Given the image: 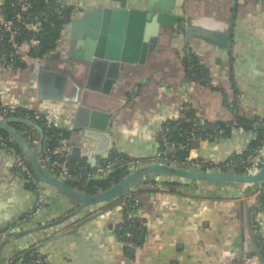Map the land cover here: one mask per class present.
<instances>
[{"label":"crops","instance_id":"obj_1","mask_svg":"<svg viewBox=\"0 0 264 264\" xmlns=\"http://www.w3.org/2000/svg\"><path fill=\"white\" fill-rule=\"evenodd\" d=\"M65 1L78 7L73 9L78 15L111 0ZM127 1L129 7L145 9L148 0ZM6 3L0 0V22L6 20ZM178 13L228 21L232 24L230 48L175 38L171 47L148 52L143 63L123 64L110 90V96L124 100L109 124L111 154L141 163L150 160L160 147L163 125L182 119L183 106L188 105L196 127L186 142L188 158L225 163L247 150L264 120V0H185L184 10ZM62 35L53 49L61 41L68 43ZM26 54L23 66L0 63V104L37 113L63 133L53 150L58 158L73 145L89 142L92 146L81 129L72 130L70 104L37 98L40 61ZM189 59L205 69L202 80L187 75L184 62ZM84 70L81 65L77 75L81 77ZM218 123L229 126L226 135L202 134L201 129ZM27 136L35 144L37 132ZM93 155L92 149L83 150L82 160L70 171L80 165L94 169L102 160L96 157L92 166L88 158ZM148 175L134 186L140 190L132 211L126 212L118 198L35 231L67 215L79 202L49 186L44 190L45 203L36 207L39 197L31 183L14 167L11 154L0 147V237L28 231L3 246L0 264H8V259L29 248L38 250L48 264H235L244 249L252 250L245 231V201L264 256V199L244 194L243 187L234 183ZM125 217L136 218L140 225L137 244L128 245L118 234Z\"/></svg>","mask_w":264,"mask_h":264},{"label":"water","instance_id":"obj_2","mask_svg":"<svg viewBox=\"0 0 264 264\" xmlns=\"http://www.w3.org/2000/svg\"><path fill=\"white\" fill-rule=\"evenodd\" d=\"M67 6L72 5L67 3ZM184 7L185 0H148L145 9L129 7L127 0H111L105 6L85 9L78 15L74 12L60 35L62 38L64 33L68 37V43L65 45L66 42L61 41L56 46L59 48L38 57L37 98L70 104L74 109L72 130L81 129L87 142L90 140L93 143L92 146L88 142L63 150L65 153L61 155V159L67 170H72L82 160L83 150H93L94 155L88 158L92 166L97 161L96 157L103 163L110 157L112 139L109 124L111 118L119 113V107L124 101L110 96V90L118 79L119 68L123 64L143 63L148 52L159 47H171L175 38L198 39L221 49L230 48L232 24L210 15L183 16L178 12H182ZM169 26L175 27L171 30ZM35 51L40 54L41 47L35 46ZM81 65L85 70L80 77L77 74ZM15 123L32 127L37 132L35 144L32 145L31 138L24 136L13 126ZM0 130L6 132L9 139L19 146L33 171L39 192L31 185L37 197L41 195V201L36 199V207L45 203L44 199L47 197L44 190L49 186L59 190L60 195L79 202L67 215L39 226L35 231L61 224L86 207L120 198L127 190H134L131 185L135 180L150 173H161L182 181L234 183L243 187L244 194H255L264 185V162L258 164L260 153L254 159L253 169L243 173L215 168H185L170 162L147 160L132 165L129 173L108 188L86 194L67 186L64 177L46 167L45 160L42 159L43 143L49 138L46 137L44 127L35 119L22 116L0 117ZM111 170L94 177H105ZM244 208L245 231L252 246L251 252L256 256L258 264H264V256L251 225L250 206L246 201ZM27 232L3 234L4 238L0 237V254L4 245Z\"/></svg>","mask_w":264,"mask_h":264},{"label":"trees","instance_id":"obj_3","mask_svg":"<svg viewBox=\"0 0 264 264\" xmlns=\"http://www.w3.org/2000/svg\"><path fill=\"white\" fill-rule=\"evenodd\" d=\"M29 1L30 4L27 12L24 13L21 21H17L15 18V14L17 13L18 8L13 4L14 0H7L6 20H12L13 23L17 25L19 33L12 36L10 31L0 32V55L2 53L6 54L5 65H7L8 62H10V58L8 54L11 52L12 54H14L16 45L22 44L23 42L27 41L30 37L35 35V33L31 30V28H29L32 22H34L33 17H37L38 19L42 20V29L41 31H39L38 34L35 35L40 40L39 46L41 47V53L37 54L35 51V47H32L30 49V54L33 57H39L55 47V44L61 35V31L64 25L70 20V17L74 12L73 6H65L61 8L60 2H58V0H50L48 3H45L44 0H29ZM11 38H13V40ZM12 59H13L12 67L23 66V62L19 61V59H17L14 55L11 56V60ZM184 67L189 77H196L195 79L202 80L201 77L206 75L205 69L201 65H199L195 60L189 59L188 61H185ZM194 73H196L197 75H194ZM184 113L187 117L191 116V111L189 109L184 111ZM28 114L29 117H32L31 112H28ZM21 115L24 116L25 113H23L22 111ZM37 122L43 126L45 120L39 119L37 120ZM13 126L26 137L27 135L33 134L35 132V130L32 127L26 126L21 123H15L13 124ZM215 126L217 128H223L225 130L223 135H226V133H228V129H229L228 125L223 123H218ZM164 127L169 128L168 136L171 138L172 141L176 142V150H175L176 156L181 160L187 159L188 154L186 149L187 148L186 142H188L189 133L195 131L196 129L192 118L190 121H185L184 118L179 119L177 121H168L163 125V128ZM44 129H45L46 137H49L51 133L59 132V130H54L53 128L51 129L44 127ZM201 132L203 135H206L207 133L210 132V129L209 128L201 129ZM256 132H257L256 138L252 142V144L247 148V150L241 154L233 155L231 158H229V160L246 158L249 154H251V152L254 149L256 150V153L258 155L262 153L261 150L264 151V140L262 138L264 127L263 126L257 127ZM0 136L2 138L9 139L8 135L3 130H0ZM46 141L49 143L51 156L57 157L53 152L54 147L57 143L56 138L50 140L47 139ZM11 142L13 143L15 148L22 153L19 146L15 142L13 141ZM159 148L160 149L163 148L161 141ZM165 154L169 156L172 153L170 151H166ZM115 155L121 157V164L117 167H114L113 170L110 169L111 171L108 172L105 177H99V176L94 177L95 175L91 177H87L84 174V176H81L76 179H66L65 181L66 185L71 188L78 189L79 191L84 192L86 194H94L97 191L104 190L108 188L110 185L118 182L127 173L130 172L131 169L129 163L134 162L135 160L128 158L123 154H118V153H113L111 154L110 157H113ZM259 157H260V162L258 164L260 165L261 162H264V155L260 154ZM199 161L202 162V160L200 159ZM245 164L247 166L251 165L249 161L246 162ZM223 165L224 163L211 164L207 162H202V169L215 168L220 170H229L225 168ZM233 171L243 173L246 172L247 169L238 166V167H234ZM139 190L140 189L129 190L126 191L121 196L120 199L123 200L124 202L126 212L132 211L133 208L136 206V202L134 201V199L137 196ZM260 190L261 192L258 194V200L263 202L264 192L262 191V188ZM126 231H130L132 233L133 235L132 238H127L124 235ZM140 232H141V228L136 218L125 217L124 220L121 222L120 226L118 227V234L120 238L124 242H127L128 245L130 244V242L137 244L140 241L139 240ZM256 239L258 240V234L256 236ZM36 255L45 258L41 253H39L38 250H35L34 248H29L12 256L9 259L8 264H29L30 260L34 258ZM46 264L48 263L46 262Z\"/></svg>","mask_w":264,"mask_h":264},{"label":"built area","instance_id":"obj_4","mask_svg":"<svg viewBox=\"0 0 264 264\" xmlns=\"http://www.w3.org/2000/svg\"><path fill=\"white\" fill-rule=\"evenodd\" d=\"M49 1L50 0H44L45 3H48ZM58 2H60L61 8L67 6V2L65 0H58ZM13 4H14V6H16L18 8L17 13L15 14V18L17 21H21L24 13H26L28 8H29L30 1L29 0H14ZM33 19H34V22H32V24L30 25L29 28H31V30L36 35L42 29V20L38 19L37 17H33ZM3 31H10L12 36L19 33L17 25L14 24L12 20H4V21L0 22V32H3ZM35 35L30 37L27 41L23 42L22 44L16 45V49L14 51V54H12V52L8 54V56L10 58V62H8L7 65H5L6 54L2 53L0 55V63L4 64L5 66L11 67L12 62H13V59L11 60V56H13V55L17 59H19V61H23L24 56L27 55L26 53L30 52V49L32 47L39 46L40 40ZM11 39L13 40V38H11ZM37 60H39L38 57H37ZM183 108H184V111H186L189 109V106L184 105ZM22 111H23V113H25L24 116L21 115ZM184 111H183V113H184ZM28 112H27V110H22L19 108H14L11 106H6L3 104H0V117L22 116V117H28L31 119L33 118L36 121L39 119H42L40 117V115L37 113H32V117H29ZM183 118L185 119V121H190V117L189 116L187 117L185 115V113L183 114ZM260 123H261L260 125L264 127V120H262ZM43 127L52 129V127H50L47 122L43 123ZM209 129H210L209 136L210 135L211 136H213V135L220 136V135H223L225 132V130L223 128H217L215 126H212ZM168 132H169V128H167V127L162 128V131L160 134V141L162 143L163 148L162 149L159 148L157 150L156 154L154 155V157L151 158L150 160L170 162V163H174L176 165H179V166H182L185 168L202 169V162L199 161L198 159L187 158L185 160H181L176 156V154H175L176 142L171 140V138L168 136ZM190 135H192V133H189V136ZM63 136H64L63 133L56 132V133H51L48 138H49V140L54 139V138L60 139ZM262 138L264 140V132H263ZM0 147L7 150L11 154V156L13 157L14 167L20 173H22L23 176L29 182H31L35 186L36 190L39 192V187H38L37 182L34 178L33 171L31 170V167L27 163L24 154L19 152L15 148V146L13 145V143L11 142L10 139H5V138H2L1 136H0ZM164 150L170 151L172 154L168 156L167 154H165L166 151H164ZM256 156H258V154L256 153V150L254 149L251 152V154H249L246 158L230 159L227 162H225L223 166L229 170H233L234 167L240 166V167L246 168L247 169L246 172H249L255 166L254 159L256 158ZM42 159L45 160V165L47 168H49L50 170H53L58 176L64 177L65 179H76V178H79L81 176H84V174L87 177H91L95 174H100V173H103L107 170L113 169L114 167H117L121 164V157L118 155H115L113 157H109L105 163L98 164L94 169H89L86 166L80 165L75 171H70V170H67L63 166V162H62L61 157L58 158V157H52L51 156L49 143L46 140L43 143ZM248 161L251 164L250 166H247L245 164ZM129 164L133 165V162H130ZM262 191L264 192V187H262ZM260 192H261V190L259 189L255 194L258 196V194ZM39 200L41 201V195L40 194H39ZM134 201L137 202L138 199L135 197ZM251 225H252L255 237H256L257 236L256 224L251 223ZM124 235L127 238H132V236H133L130 231H126L124 233ZM130 244H133V243L130 242ZM46 262H47L46 258H42L41 256L36 255L34 258H32L30 260L29 264H46ZM235 264H258V261H257L256 256L250 250L247 251V249H244L240 259Z\"/></svg>","mask_w":264,"mask_h":264},{"label":"rangeland","instance_id":"obj_5","mask_svg":"<svg viewBox=\"0 0 264 264\" xmlns=\"http://www.w3.org/2000/svg\"><path fill=\"white\" fill-rule=\"evenodd\" d=\"M137 164H139L138 161H134V162H133V166H135V165H137ZM150 174H153V173H150ZM147 176H149V175H147ZM141 180H142V178H141V179H137V180H135V181L133 182V185H132L131 187H134L136 184H138L139 182H141ZM127 191H129V190H127ZM120 198H121V197H120Z\"/></svg>","mask_w":264,"mask_h":264},{"label":"flooded vegetation","instance_id":"obj_6","mask_svg":"<svg viewBox=\"0 0 264 264\" xmlns=\"http://www.w3.org/2000/svg\"><path fill=\"white\" fill-rule=\"evenodd\" d=\"M103 163V162H102ZM100 174H102V173H100ZM95 175H99V174H95ZM31 183V182H30ZM32 184V183H31Z\"/></svg>","mask_w":264,"mask_h":264}]
</instances>
